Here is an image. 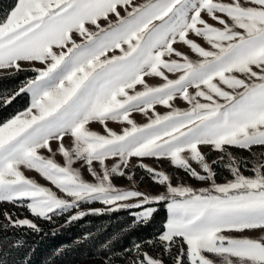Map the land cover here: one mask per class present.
Masks as SVG:
<instances>
[{"label":"snow or ice","instance_id":"snow-or-ice-1","mask_svg":"<svg viewBox=\"0 0 264 264\" xmlns=\"http://www.w3.org/2000/svg\"><path fill=\"white\" fill-rule=\"evenodd\" d=\"M0 72L35 73L0 92V107L30 94L24 110L0 121V205L45 221L72 212L67 223L127 209L129 229L163 206L153 237L114 259L105 252L107 264H264V162L257 157L247 176L246 161L227 164L232 179L217 183L221 161L207 157L226 146L264 149V0H12L0 9ZM176 100L188 107H174ZM133 112L148 122L137 124ZM145 159L166 160L208 187L174 185ZM134 168L164 190L116 186L117 177L135 183ZM97 202L107 207L84 210ZM0 216V232L42 231L10 210ZM115 239L102 247L112 251ZM0 264H8L2 254Z\"/></svg>","mask_w":264,"mask_h":264},{"label":"trees","instance_id":"trees-1","mask_svg":"<svg viewBox=\"0 0 264 264\" xmlns=\"http://www.w3.org/2000/svg\"><path fill=\"white\" fill-rule=\"evenodd\" d=\"M11 2L12 0H0V9H6ZM33 75L35 73L32 72L0 75V92L18 88L24 80ZM29 104L30 95L21 94L8 107H0V121L14 116ZM0 211H3V205H0ZM129 212L122 209L107 211L101 215H86L71 223H58V226L53 225L52 220L61 217L53 216L51 221H38L42 229L40 232L27 227L17 229L10 226L6 231L0 232V239L6 237L13 245L17 240L22 244L19 247H9L5 243L0 247V254L8 264H84L85 259H91L96 254L95 251L99 250L100 255L106 252V249L99 248L111 236L117 237L112 245L119 250L131 247L133 242L143 243L152 238L167 215L166 209L159 206L158 212L148 224L129 229L133 222V216ZM3 223L5 220L0 216V225Z\"/></svg>","mask_w":264,"mask_h":264},{"label":"rangeland","instance_id":"rangeland-1","mask_svg":"<svg viewBox=\"0 0 264 264\" xmlns=\"http://www.w3.org/2000/svg\"><path fill=\"white\" fill-rule=\"evenodd\" d=\"M136 2H142V0H136ZM101 23L103 24V22H101ZM178 47H181L182 51H187V49L183 48L182 46L178 45ZM189 54L192 56V58H194V59L196 58L195 54H191V53H189ZM25 67H28V65H25ZM36 67H41V65H39L37 63ZM5 74H10V73L0 72V75H5ZM169 76H170V78H174L173 74H169ZM145 79H146L147 83H149L150 85H153V86H156L161 82L159 78L146 77ZM137 89L140 90L141 86L138 85ZM190 91H192V90L190 89ZM173 104H174V107H178L181 109H185L188 107L187 103L183 102L181 100H176L173 102ZM155 111L159 112L160 114H164L168 111V109H166L165 107H163L161 105H157ZM149 115H151V113H149ZM131 118L134 119L137 124L142 125V124L148 122L149 116H146L140 112H133L131 114ZM92 127L97 131H102L101 126L98 124H93ZM109 127L113 128L116 131H120V128H121V126L117 125L116 123H109ZM66 143H67V141H66ZM52 146H53V148H55V144H53ZM229 153H231V159H229ZM261 153H264V149H261L258 147H254L252 149V151L249 152L246 150H241L239 148L226 146L225 152H217V151L213 150V151L207 152V157H208L209 161H211V160L221 161L217 165L214 166V170L217 172V176H216L217 183H224V182H227L228 180L232 179V176H231L228 168L225 167V165H227V164H240L241 162L246 161L247 165L243 169L244 174L246 176L251 175V166L256 163L257 157H259L260 160L262 162H264V155H261ZM43 154L48 155L47 152H44ZM56 159H57V162L63 163V160L60 156H57ZM135 160H136V158H133V162H135ZM144 163L148 164V165L155 166L161 170H165L168 173H170L173 177L172 183L174 185L177 183H184V184L192 186L193 188H195L197 190H199L200 188H203V187H208L207 183L202 182V181H198L194 178L189 177L182 170L173 169L172 167L169 166V163L166 160L163 162H159V161H155L152 159H145ZM75 167L79 168L80 165L77 164V165H75ZM132 171L135 174L134 175L135 183L128 181L125 177H117L116 180L114 181L116 186L121 187V188L137 189V190H140L142 192H147L150 195L158 194L164 190L161 186L154 183L149 178L148 174L143 169L134 168V169H132ZM26 175H28L30 177H34L42 185L48 186L47 182L43 178H41L38 174H36L35 172H27ZM83 176L87 180H92V178L90 176H88V174L86 172H83ZM106 207L107 206H105L101 203H98V202L83 206L84 210L104 209ZM5 209L14 212L16 215L19 216V218H28L30 220L34 219L37 224H38V221L40 220V219H36V218L32 217L31 214L27 210H25L24 208H13V206L10 204H3V210H5ZM105 212H107V211H105ZM72 214H73L72 212H69L65 215L56 216V217H61V218H59V219L54 218L52 220V224L58 226V223H61V225H63L65 223H67L69 217ZM129 214L132 215V211H130ZM41 220H43V219H41ZM43 221H45V220H43ZM6 222L7 221H5V223ZM38 226H40V225L38 224ZM88 235H92V234H88ZM249 235L257 236L259 234L256 232H252V233H249ZM110 239H112V236H111V238H109L104 243H107ZM112 244H113V240H112ZM102 245L99 249H106V248L102 247ZM111 248H112V251H109L108 249H106V252L108 253L109 258L114 259V253L119 252L120 250L118 248H114L113 245H111ZM147 250L150 251L153 255L159 254V249L147 248ZM98 251L99 250L95 251L96 254L91 259H85L84 264H107V260L105 259L104 254L100 255V254H98ZM165 260H168L167 256H165ZM32 264H40V263H32ZM41 264H45V263L43 262Z\"/></svg>","mask_w":264,"mask_h":264}]
</instances>
